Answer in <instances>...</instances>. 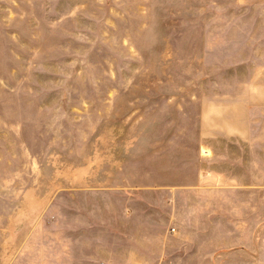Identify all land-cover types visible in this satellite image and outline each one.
<instances>
[{
  "label": "rangeland",
  "instance_id": "374dc122",
  "mask_svg": "<svg viewBox=\"0 0 264 264\" xmlns=\"http://www.w3.org/2000/svg\"><path fill=\"white\" fill-rule=\"evenodd\" d=\"M238 92L257 96L261 210L220 204L230 236L197 264H264V0H0V264H43L101 177L211 168L200 115Z\"/></svg>",
  "mask_w": 264,
  "mask_h": 264
},
{
  "label": "crops",
  "instance_id": "0c3cea01",
  "mask_svg": "<svg viewBox=\"0 0 264 264\" xmlns=\"http://www.w3.org/2000/svg\"><path fill=\"white\" fill-rule=\"evenodd\" d=\"M237 94L220 109L206 106L200 115L198 140L211 168L183 179L177 165L169 185L147 172L126 184L99 178L92 191H84L97 192L99 202L62 205L61 236L43 242V264H197L223 250V234L228 239L230 232L213 216L219 205L236 197L237 207L261 210L263 141L250 101L257 96ZM214 147L229 150L219 154ZM250 233L244 232L247 238Z\"/></svg>",
  "mask_w": 264,
  "mask_h": 264
}]
</instances>
